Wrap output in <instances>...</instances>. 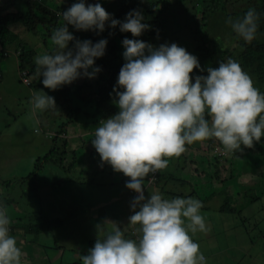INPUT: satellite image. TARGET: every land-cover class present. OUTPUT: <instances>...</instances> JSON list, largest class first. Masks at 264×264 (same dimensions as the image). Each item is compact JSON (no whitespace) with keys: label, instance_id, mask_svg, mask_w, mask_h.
<instances>
[{"label":"clouds","instance_id":"1","mask_svg":"<svg viewBox=\"0 0 264 264\" xmlns=\"http://www.w3.org/2000/svg\"><path fill=\"white\" fill-rule=\"evenodd\" d=\"M199 9L197 16L202 13ZM60 14L63 24L51 35L53 51L34 61L43 88L50 91L77 79H94L101 71L94 64L104 56L107 40H77L69 26L97 34L106 25L119 27L133 37L121 42L124 63L113 88L118 112L98 123L91 143L101 163L127 177L126 189L136 193L128 218L136 238L114 227L106 237L96 239L81 257L82 264H207L192 238L208 231L202 203L192 197L168 199L159 191L145 199L144 182L196 143L214 139L226 154L253 148L264 138V93L231 58L216 68L202 69L197 57L175 43L154 47L138 39L149 28L138 10L121 21L99 2L76 0ZM258 21L256 10L249 8L242 18L229 17L226 22L239 39L250 44ZM194 69L207 75L192 76ZM17 73L22 82L25 72L18 68ZM30 105L36 123L39 113L56 109L54 98L41 90L33 93ZM10 223L6 209L0 207V264H23L24 254L10 234Z\"/></svg>","mask_w":264,"mask_h":264},{"label":"trees","instance_id":"2","mask_svg":"<svg viewBox=\"0 0 264 264\" xmlns=\"http://www.w3.org/2000/svg\"><path fill=\"white\" fill-rule=\"evenodd\" d=\"M37 1L0 0V60L8 58L9 51H13L19 70L25 72L28 78L26 86L29 90L32 88L38 91L43 88L39 85V82L36 83V78L40 81L41 77L37 75V66L34 63L35 58L38 55L53 51L54 46L52 43L48 46L46 42L48 40L51 41L53 31L63 24L60 13L66 11L76 0H66L68 6L62 4L57 6L56 9L48 6V3L53 6L56 5L55 0H39V4L35 8L34 3ZM97 2L114 19L121 21H123L126 14L130 11H140L144 17L143 23L147 24L149 28L138 39L154 47H159L162 44H178L180 41L179 47L188 46L186 51L197 57L202 69H206L207 67L216 68L220 62L226 61L229 58L237 61L243 71L251 77L254 87L259 89L261 93H264V0H109L106 6L101 0H87L88 4H95ZM230 5L232 6V10L226 13L225 9ZM199 8L202 13L200 16H197L198 13L196 11ZM249 8H254L259 15L256 38L250 44L239 39L232 32L231 26L226 22L229 17L233 21L242 18ZM207 15H210V17ZM224 18H227V20ZM19 26L26 32L40 37L41 43H38V46L35 45L33 48L28 47L26 44H19L17 42L18 35L15 33ZM69 32L80 41L91 40L93 43H96L100 39H106L107 45L104 56L95 61L94 67H99L101 71L94 79L85 78L80 84L76 80L70 85L62 86L55 91L49 90L46 93L56 96L57 107L56 109H50V111H58L61 113L60 117L62 119L65 118V121L62 123V120H59V124H56L55 119L50 118L52 123L50 127L51 130H54V134L50 135L45 129L42 138L50 143L51 148L49 152L44 154L43 158L36 161L35 167L38 168V162H42L39 167L40 170H44L47 166L62 170L54 173L55 176L61 178V181L53 182L46 178L45 182H40L42 178L35 173L36 171L30 173L28 176L20 177L17 182L3 179L0 175L1 184L10 187L14 193L12 198H8L2 194L4 191L0 190V207L15 205L26 211L25 199H34V192L36 197H39L43 193V198H36L35 200L38 199L44 203L43 199L48 195V185H54L55 187L53 188L58 187L57 192H55L56 194L62 191L61 194L63 193L65 196H68L69 200L76 203V201H82V188L89 186L87 188L90 190L93 187L88 179L84 178L82 174L84 173L83 170L74 172L75 165L77 166L78 163L77 156L82 150L81 147L76 150L69 148L68 129L76 125L90 129L101 120H105L118 112L113 102L115 99L113 88L116 85L119 70L124 63L122 54H120L121 42L125 38L133 39V37L130 33H121L119 27L110 29L107 25L105 26V31L99 34L95 31L78 32L71 26H69ZM69 47H71V44ZM39 49H43L42 51L45 50L46 52L44 51V53L40 54L38 53ZM191 75L206 76L207 73L206 71L197 72L194 69ZM117 90L119 91V89ZM50 111H45L47 118H49ZM37 119L39 118L37 117ZM53 124H56V126H53ZM43 127L45 126H40L41 129ZM94 138V135L88 136L85 140L80 137V144L82 142L84 144L91 142ZM260 142L264 145V139H261ZM204 144L205 147L200 149L204 150L202 153L204 155H213V151L219 143L214 139H210L204 141ZM191 146L193 147V145ZM257 146L258 144L256 143L253 148H244L242 151L232 153L224 159L215 155L213 156L215 160L226 163L232 157L233 162L229 163L231 166L247 151L251 153L258 151L257 153L263 156L264 152ZM196 148L198 149V147ZM91 154V156L98 155L95 149H93ZM69 155L72 162L68 165L67 169H63L65 160ZM162 171L164 170L158 171L157 181L153 184L154 186L159 184L160 180L164 181V179L173 178L170 172L162 173ZM208 173H206L207 178H205L207 181L211 179V176H214ZM26 180L31 181V183H28V186H30L28 189L22 190V186H25ZM36 181L40 185H35ZM17 191H20V194ZM246 196L249 206H252L254 202L260 199V196H257V194L254 196L248 193ZM223 209L225 208L222 207L221 210L223 211ZM90 222L92 225H97L98 219L91 218ZM48 223L28 225L26 232L30 235L42 232L51 233L52 225H48ZM242 223L244 225V222ZM92 234L98 235L96 232H92ZM125 235L128 238L135 239L134 232H128ZM94 243L92 241L89 242L92 247Z\"/></svg>","mask_w":264,"mask_h":264},{"label":"rangeland","instance_id":"3","mask_svg":"<svg viewBox=\"0 0 264 264\" xmlns=\"http://www.w3.org/2000/svg\"><path fill=\"white\" fill-rule=\"evenodd\" d=\"M57 1V2H56ZM105 6L107 3H109V0H101ZM58 3V4H57ZM39 0L34 3L35 8L38 6ZM56 5H52L48 3L49 7H54L56 9L57 6H60L62 4L67 5L66 0H55ZM232 10V6L230 5L225 9L226 13ZM199 13V12H198ZM210 17V15H207ZM220 19V18H219ZM227 20V18H224ZM221 19V20H224ZM220 20V21H221ZM18 35V40L17 42L21 45L26 44L28 47H34L38 43H41L40 37L34 36L30 34L29 32H26L23 30L20 26L18 27V30L15 32ZM47 45L51 44V41L48 40ZM180 46V41L177 44ZM38 46V45H37ZM156 47V46H155ZM186 50L188 49V46H182ZM42 48V47H41ZM49 49H51L49 47ZM38 50V49H37ZM43 50V49H42ZM39 49L38 53L42 54L44 51ZM124 51L123 47L121 46V52L122 54ZM46 52V51H45ZM10 60H7L4 58L3 60H0V70L3 68V73H2V84L0 85V175L3 179H9L13 181H19L20 177H25L30 175V173H35L39 175L42 180L40 182H45V179H49L50 181L53 182H58L61 181L60 177L55 176V172L57 171H62L60 169L53 168L51 166H47L44 170H40L39 167L42 162H38V168L35 167L36 161L40 158H43L44 154L50 151V143L48 141L46 142L41 138V140H38L40 137H43V131L46 129L48 130L47 127H43L42 129L40 126H46L44 120H47L48 122L49 119L47 116H45V113H39L38 114V121L39 123H36V120H32L31 123L28 122V119L31 117V112H30V100L34 92H37L36 89H30L22 84V82L18 79L16 75V79L9 78L7 74H5L4 71V64ZM85 78L77 79V83L80 84L84 81ZM39 82V85H43L41 80L39 81L38 78H36V83ZM8 83L10 86V89L8 87ZM12 84V85H11ZM41 91L48 93V89L43 88ZM48 96H51L55 100V95L53 94H47ZM56 105V101H55ZM57 107V106H56ZM50 111V110H48ZM52 111V110H51ZM49 118L55 119V123L59 124V120H62V123L65 121V118L62 119L60 117V114L58 111L51 112ZM37 119V118H36ZM23 121L27 122V126L30 129L27 132H21L16 129L17 125L22 124ZM52 123L50 122V126ZM72 129H68L69 135L71 133ZM53 134V133H50ZM54 136V135H53ZM264 139V138H262ZM44 141V142H43ZM259 149L264 152V145L259 142L257 143ZM193 147H198L197 150L193 149L188 152V150L183 154V156L188 157L191 160H202L205 161V165L202 164L200 165L199 163H196L195 166L200 169H204V171L207 169L209 172V175H214L213 179L215 178V181H220V179H224L225 176L220 173V170L218 173L213 171L214 167L216 168H221L222 170L224 169V162H221L218 160L217 162L214 159L213 155H204L202 152L204 150H200L201 148L205 147L204 142L196 143L193 144ZM74 146H72L70 149H73ZM188 149V148H187ZM258 151H253L250 153L247 151L243 155H249L252 154L254 157L255 154ZM70 156V155H69ZM68 156V157H69ZM67 157V158H68ZM261 162V165L263 164V168H260L259 174L257 175V172L259 170V167H256V173H251L253 170L252 165L251 166H243V162L239 161L240 164L236 167L234 170L233 176L234 179L231 183L232 186H236L238 183H240L239 179V173L244 171L248 172V176L250 177V182H249V188L246 190L249 195H256L259 194L260 199H258L254 204L251 206V210L245 211L244 217H246L247 221L244 222L246 227H248L250 224L254 226L255 224L254 219L256 220H263V224L260 225L257 229H252L250 230L251 236L246 235V232L243 228L239 227H234L237 223L240 222L237 221L238 216H241V214H223V213H212V212H203L201 213L206 221V224L208 226V231L207 233L212 235V239L210 238L208 243L210 242H217L216 247L217 248H207V240L202 241V234L201 233H196L195 235L198 237L196 240V236L193 235V240H196V242L199 244V249L200 251L204 254L207 260V264H264V251H263V245H264V154L259 155ZM97 160V163L94 165L95 171H98L99 173H103L104 171V165L101 163L99 155L95 158L94 161ZM245 161L249 162V158H246ZM223 163V165L218 164V163ZM67 164V161H66ZM107 165V164H106ZM243 166V170H242ZM211 168V171L209 169ZM82 169V168H81ZM169 169V167L167 168ZM202 170V172H204ZM237 172V175H236ZM170 173H173V171H170ZM14 174V175H13ZM101 174L97 175L94 179L99 180ZM116 174V175H115ZM112 172L113 175V181L115 182V178H117L116 182H121L123 180V174ZM254 174V175H253ZM220 175L221 178L219 177ZM253 175V176H251ZM102 179L104 177H101ZM125 178V177H124ZM206 178V177H204ZM212 176H211V180ZM245 179V178H243ZM128 182V178L125 179L124 185ZM28 180L25 181V186H22V190L28 189ZM145 187L146 189H149L150 191H153L155 186H148V180L147 178L145 179ZM225 182H219L216 183L214 182V187L215 188H220L221 184H224ZM40 183L38 181L35 182V185ZM92 184V183H91ZM97 185L96 183H94ZM101 181H100V183ZM165 184V189L168 191H174V187L170 183H165V180H160V185ZM240 185H244L243 183ZM4 192H6V186L2 184ZM55 187L54 185H48L47 189V194L46 198L48 200H45L43 203V208H44V214L47 216L54 215V222L57 225V228H55L51 233L47 234L46 238L43 239V242L46 243L48 246H54V249L61 248L63 251V254L66 253L70 248H73L76 250L77 244L80 240H85L89 238V235L87 236V230H84L83 233L80 234V223L78 219L81 217L76 218L75 220L72 219H62L61 217L59 218L57 215V212L60 211L61 209H56V211H52L49 209L48 204H54L58 208H61L60 203H59V198L55 192H57L58 187ZM63 187V186H62ZM89 187V186H87ZM87 187L84 188V194L82 193L81 195V200L82 204H86L85 202H90L91 204L98 203L99 201L104 200L106 197H113V195H116L117 193L121 194V192L126 190V187H114L111 185H104V188L106 187V191L103 192L104 195L101 196H93L95 193L94 190H100L99 186L97 187H92L91 192H89ZM258 187V188H257ZM17 188V187H16ZM244 188V187H243ZM242 188V189H243ZM51 190H54L51 192ZM83 191V189H82ZM129 192V190H128ZM175 192V191H174ZM17 193L20 194V191H17ZM4 194V193H2ZM130 197L135 198L136 193L130 191ZM162 194V193H161ZM129 195V193H128ZM165 198H174L171 197L169 193L162 194ZM225 195V193L223 194ZM5 196V194H4ZM35 198L30 200V199H25V204L30 210L29 212H26L22 209H19L15 205H8L9 207H3L6 209L8 217L11 221L9 227H10V234L13 235L18 242V246L21 248L23 254V245L26 243L28 239V235L26 234V227L24 224L31 225L35 224L34 221L36 217L39 214L40 209L42 208V205L40 206L39 203L36 205V198H43V193L39 197H36V194L34 192ZM103 196V197H102ZM147 194H145V199H146ZM6 197H8L6 195ZM13 196H9L8 198H12ZM63 197V196H62ZM85 197V198H84ZM37 199V200H38ZM41 202V201H40ZM16 204V203H15ZM70 204L72 205L71 207H75L70 201ZM124 206V205H123ZM13 207V208H12ZM26 208V210L28 209ZM242 208V207H241ZM39 209V211H38ZM125 208H122V206L117 207V212L113 214L114 219L116 220L118 216L124 212ZM240 209V207L238 208ZM241 212V209L240 211ZM79 214V213H78ZM89 214H93L92 211ZM109 216V214H107ZM208 215V216H207ZM211 215V216H210ZM104 216V215H102ZM91 217V215H89ZM118 220V219H117ZM121 221V219L119 220ZM237 221V223H236ZM84 222V221H83ZM88 222V221H87ZM85 225V223H83ZM130 225V224H129ZM99 226V225H98ZM128 227V225H127ZM127 227H124V229H121L124 233L127 231ZM99 228L97 227L96 230ZM130 229V228H129ZM131 230V229H130ZM135 231V230H131ZM249 231V230H248ZM99 234L101 235V231H98ZM44 233V232H43ZM66 236V239H64L63 243L59 242L58 237L59 236ZM134 238H136V234L134 235ZM55 241V243H54ZM95 242V241H94ZM82 246V245H81ZM26 247V246H25ZM39 246L33 247L36 249L35 252H40L43 253V249H38ZM82 249V247L80 248ZM33 251V250H32ZM34 252V251H33ZM34 252V253H35ZM82 254V251L80 252V255ZM25 259L26 256L24 254L23 256ZM34 264H38L37 261L33 262Z\"/></svg>","mask_w":264,"mask_h":264},{"label":"crops","instance_id":"4","mask_svg":"<svg viewBox=\"0 0 264 264\" xmlns=\"http://www.w3.org/2000/svg\"><path fill=\"white\" fill-rule=\"evenodd\" d=\"M201 10V9H199ZM7 60H10L8 62H6V64H4V71L5 74H7L9 76V78L12 79H16V75L18 77V63H17V59L15 58V54L13 53V51H9L8 53V58H6ZM2 73H3V68L2 70H0V85L2 84L3 81L2 80ZM19 79V78H18ZM12 85V84H11ZM8 87L10 89L9 83H8ZM1 100V99H0ZM50 121V118H48ZM32 117H30V119H28V122L31 123L32 122ZM46 126L48 128L47 133H53L54 134V130H51L50 127V122H48L47 120H44ZM53 126H56V124ZM98 126V124H96L95 126H92L90 129H86V128H82L79 125H76L71 130V133L69 135L68 138V142L71 148L72 146H74L73 149L71 150H76L78 148L81 147L82 152L77 156V166L75 165V171H81L83 170L84 173L83 176L84 178L92 183L91 185H93L94 187L99 186V188H101L100 190H94L95 193L93 196H101L104 195L103 192L106 191V187L104 188V185H111L114 187H119L121 188L122 186L125 187L124 185V181L127 177L124 178L123 176V180L121 182H116L117 178L114 177L115 182L113 181V175L112 172H114L110 166L108 165H104V171L103 173H99L98 171L93 170L94 169V165L97 163V160H95V158L98 156H91L92 151L94 149L93 145L91 142H88L86 144H84L83 142L80 144V140L79 138L82 137L83 139H87L88 136L90 137V135H94L95 133V129ZM17 130L21 131V132H27L30 129L27 126V122L23 121L22 124L17 125L16 127ZM52 135V134H50ZM42 137H40L38 140H41ZM84 139V140H85ZM83 148V149H82ZM197 150V148L192 147V146H188V152L191 150ZM199 150V149H198ZM251 153V152H250ZM246 158H249V162L245 161ZM79 160V161H78ZM203 160V159H202ZM199 159V161L197 160H191L186 156H183V154L180 157L177 158H173L171 160H169V164L168 167H171L169 169H164V171H162V173H169L170 171H173V174L171 173V175H173V178L171 179H164L165 183H170L173 187H174V191H168V189H165V184L160 185L157 184L154 188L153 191H150L149 189L144 191V195L147 194L146 199L149 198V195H151L154 191H159L162 194H166L169 193L171 195V197H183V198H188V197H192L195 198L197 200H199L203 207L201 208V213H205V212H212V213H223V214H241V216H238L237 221L240 220L239 223H237L236 221V225H234V227H239V228H243L246 232V235L251 236L250 234V230L252 229H257L260 225L263 224V220H256L254 219L255 224H253L254 226H252L251 224L246 227L245 223L243 225L242 222H246L247 219L246 217H244V213L245 211H249L251 210V206H249L248 204V198H247V194L248 192L246 191L250 186H249V182H250V177L248 176V172L243 170V166H251L252 165V169L253 170L251 173H256L255 168L259 167V170L257 172V175L259 174L260 168H263V164L261 165V160L259 158V154L256 153L255 156L253 157L252 154L247 155H243L239 160H236L235 164H232L231 166L229 165V163L233 162V158L230 157V159H228L227 161H229L228 163L224 162V169L222 170L221 168H216L214 167L213 171L215 172H219L222 175L225 176L224 179H220V181H215V178L212 179L213 180H205L204 177L207 178V169L204 171V169H202L204 172H202V170L200 171V169H198L195 164L199 163L200 165L204 164L205 165V161H202ZM67 161V164H66ZM63 169L68 167L69 164H71V158L70 156L66 159ZM216 162L218 160H215ZM239 161L243 162V166H242V170L243 172L239 173V179H240V183H238L236 186H232L231 183L234 179L233 173L234 170L236 169V167L240 164ZM171 162V165H170ZM223 162V161H221ZM218 163L223 165V163ZM79 166V167H78ZM82 168V169H81ZM211 171V168H209ZM176 171V173H175ZM100 175V178L98 180L94 179L97 175ZM121 174V173H119ZM119 174L117 176H119ZM253 174V175H254ZM116 175V174H115ZM220 175L219 177L221 178ZM237 175V172H236ZM251 175V176H253ZM101 177H104L103 179ZM245 178V179H243ZM76 179V178H75ZM225 182L224 184H221V187L215 188L214 187V182L219 183V182ZM101 181L102 185L99 184ZM209 181H211L209 183ZM94 183H96L97 185H95ZM244 184V185H240V184ZM1 182H0V190H3V187H1ZM149 187H151L148 184ZM244 187V188H243ZM153 188V187H151ZM243 188V189H242ZM258 188V187H257ZM6 192H3L5 194V196L7 195L9 196H13V190L10 189V187L6 186ZM83 189V194H84V188ZM89 192H91V189H87ZM62 191H60V193H57L58 196H60L59 198V203L61 208H58L57 206H55L54 204H48L49 209H51L52 211H56V209H61L60 211L57 212L58 217L62 218V219H72L75 220L78 217H81L80 219H78L79 223H80V234L84 232V230H87V236L89 235V238L87 239V241L85 240H80L77 244L76 250H74L73 248H70L66 253L63 254V250L61 248L58 247V249H54V246H48L46 243L43 242V239L48 237L46 236L47 234H49L48 232H42L40 234L37 233H33L32 235L28 234L26 232V234L29 236L26 243L23 245V251L24 254L26 256L27 259H25L23 257V264H34L33 262L37 261L38 264H82V259L81 257L83 255H86L88 253V250L90 248H92V245L89 244V242H93L96 241V239H103L107 234H109L112 229L114 227H119L120 229H124V227H127V231L125 234H127L128 232H134L135 231H131V230H135L134 226L131 225L128 222V218L133 214V212L130 210V204L132 202V200L134 199L133 197L131 198L130 195H128V189H126L125 191L121 192V194L117 193L116 195H113V197H106L104 200L99 201L98 203L95 204H91L90 202H85L86 204H82V201L78 202L73 201V205L75 206L74 208L71 207L72 205L70 204V201L68 196H65L63 193L61 194ZM225 193V195H223ZM211 194H213L211 196ZM259 194H257L258 196ZM63 196V197H62ZM103 197V196H102ZM85 198V197H84ZM171 199V198H170ZM47 200V198L43 199V201ZM40 200H36V205L37 203H39ZM46 202V201H45ZM42 205V210L41 212L38 214L40 216H37L35 221H34V225L37 224H41V223H45V222H49L48 225H52V231L57 228L56 223L54 222V215L51 214V216H47L44 214V208H43V202H40V206ZM124 205V206H123ZM119 206H122L124 212L121 213L118 216V220L114 219L113 214H115L117 212V207L119 208ZM9 207V206H8ZM223 208V211L221 210ZM240 207V209H238ZM242 207V208H241ZM246 207V208H245ZM13 208V207H12ZM19 208V206H18ZM28 208V207H27ZM20 209V208H19ZM28 210H30V207L26 210V212H29ZM39 211V209H38ZM92 211L93 214H89ZM79 213V214H78ZM109 214V216L107 215ZM89 215H91V217H89ZM104 215V216H102ZM208 216V215H207ZM211 216V215H210ZM91 218L93 219H98V222L96 223L97 225H92V223L90 222ZM121 219V221H119ZM84 221V222H83ZM88 221V222H87ZM107 222H113L115 224L112 223H107ZM85 223V225L83 224ZM28 224V223H27ZM27 224H24V226L27 228ZM130 224V225H129ZM33 225V224H31ZM98 225H100L99 229H97ZM131 230H130V229ZM84 229V230H83ZM249 230V231H248ZM96 232V234H98L97 236L92 234V232ZM98 231H101V235L99 234ZM136 234V233H135ZM202 234V241H206L207 240V248H217L216 243L217 242H210L208 243L209 239H212V235L210 236L209 233H201ZM196 236V235H195ZM59 242L63 243L64 239H66V236H59L58 237ZM198 239V237L196 236V240ZM196 240H194L196 242ZM55 243V241H54ZM82 245V246H81ZM26 246V247H25ZM39 246L38 249H43V253L35 252L36 249L33 247ZM82 247V249H80ZM22 248V247H21ZM263 251H264V245H263ZM35 252H33V251ZM82 251V254L80 255V252ZM24 256V255H23Z\"/></svg>","mask_w":264,"mask_h":264},{"label":"built area","instance_id":"5","mask_svg":"<svg viewBox=\"0 0 264 264\" xmlns=\"http://www.w3.org/2000/svg\"><path fill=\"white\" fill-rule=\"evenodd\" d=\"M21 75H22V77H21L22 82L27 85L28 80L25 77V73H22ZM213 155L224 159V158H227L230 154H226L225 151L223 150V147L220 144H218V146L213 151ZM157 175H158V172L153 174V175L149 174L148 183H149V181H151V183H149V185H153L157 181Z\"/></svg>","mask_w":264,"mask_h":264}]
</instances>
